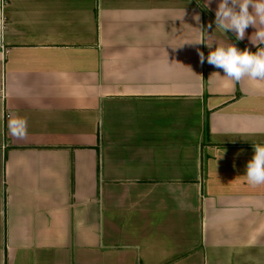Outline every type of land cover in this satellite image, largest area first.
I'll list each match as a JSON object with an SVG mask.
<instances>
[{
	"label": "crops",
	"instance_id": "obj_1",
	"mask_svg": "<svg viewBox=\"0 0 264 264\" xmlns=\"http://www.w3.org/2000/svg\"><path fill=\"white\" fill-rule=\"evenodd\" d=\"M203 3L5 0L0 264H264V82L200 63Z\"/></svg>",
	"mask_w": 264,
	"mask_h": 264
},
{
	"label": "clouds",
	"instance_id": "obj_2",
	"mask_svg": "<svg viewBox=\"0 0 264 264\" xmlns=\"http://www.w3.org/2000/svg\"><path fill=\"white\" fill-rule=\"evenodd\" d=\"M197 2L199 3L200 0ZM210 3L211 0H204L202 6L208 8ZM193 19L199 24L198 14L194 15ZM249 26L255 29L249 37L250 43L256 46L255 52L247 47L240 50L234 43L229 42L225 35L226 32H232L237 41L243 40ZM208 27L211 28V24ZM215 28L226 40L212 39V34L209 35L201 25L195 28L198 30L199 39L194 42H185L204 44L210 49L207 57L202 51H198L200 63L203 64L206 60L215 68L222 69L224 73L222 77L233 84L244 79L251 82H264V0H218L215 9ZM212 74L221 76L219 72ZM9 129L12 135L24 137L27 135V120L22 117L12 118L9 121ZM253 147L254 155L246 164L244 176L250 186L257 187L264 185V144L253 145Z\"/></svg>",
	"mask_w": 264,
	"mask_h": 264
},
{
	"label": "built area",
	"instance_id": "obj_3",
	"mask_svg": "<svg viewBox=\"0 0 264 264\" xmlns=\"http://www.w3.org/2000/svg\"><path fill=\"white\" fill-rule=\"evenodd\" d=\"M5 4V0H0V34H1V30L4 27L5 24V20H4V15H3V10L2 7ZM1 89H0V93H1Z\"/></svg>",
	"mask_w": 264,
	"mask_h": 264
}]
</instances>
